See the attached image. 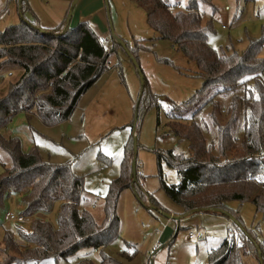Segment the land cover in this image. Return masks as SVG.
<instances>
[{
	"label": "trees",
	"instance_id": "16d2710c",
	"mask_svg": "<svg viewBox=\"0 0 264 264\" xmlns=\"http://www.w3.org/2000/svg\"><path fill=\"white\" fill-rule=\"evenodd\" d=\"M132 1L145 10L147 24L158 40L172 43L196 64L197 77L204 85L187 106L200 105L213 90L236 93L227 111L221 110L215 97L203 105L212 107L205 127L210 139L194 120L170 121L173 133L188 142L189 155L173 150L158 152L160 173L165 163L177 174L174 185L161 179L162 189L184 214L203 210L197 213L227 216L232 221L238 236H228L212 249L207 264H246L248 255L264 264V246L251 231L241 230L239 218L228 207L230 202L251 203L264 219V59L260 58L264 36L250 40L242 53H218L209 44L212 22L204 24L198 11L199 4L210 5L213 0H190L186 11L168 0ZM8 2L17 5L21 22L0 31V69L5 68L8 75L12 68L23 73L8 84L7 94L0 96V129L20 113H36L47 127L61 124L70 119L82 96L111 70L110 58L119 45L115 42L109 51L89 23L67 26L68 15L58 28L44 30L37 22L23 18L30 11L26 0ZM4 79L1 76L0 82ZM239 116L245 124L241 139L234 136ZM0 150L11 160L9 167L3 165L0 175V211L15 195L17 214L30 220L13 223L10 228L0 224V264H41L50 258L57 261L85 248L102 250V264H121L103 251L121 237L120 197L133 188L141 201L147 199L137 183V171L136 176L133 173V142L125 146L121 175L112 181L103 198L100 219L89 208L94 195L86 192L84 178L75 174L71 165L46 161L37 148L25 153L18 138L2 134ZM148 198L154 208L162 210ZM57 202L61 205L53 225L39 213ZM78 264L93 263L84 260Z\"/></svg>",
	"mask_w": 264,
	"mask_h": 264
},
{
	"label": "rangeland",
	"instance_id": "374dc122",
	"mask_svg": "<svg viewBox=\"0 0 264 264\" xmlns=\"http://www.w3.org/2000/svg\"><path fill=\"white\" fill-rule=\"evenodd\" d=\"M74 1L26 0L30 11L23 18L37 22L44 30H54L65 22L56 20L57 10L66 3L73 5ZM189 1L168 0L182 11L187 10ZM17 8L15 3L0 0V13L5 11L0 16L1 32L21 22ZM198 11L204 24L212 22L209 44L218 53H242L250 40L264 36V0H213L210 5L199 4ZM67 22L71 27L89 23L109 51L118 43L116 53L110 58L111 70L82 96L69 120L47 127L36 113H20L0 129V134L18 138L25 153L37 148L46 161L71 165L74 173L84 178L86 192L95 197L89 208L97 219L103 215V198L110 184L121 175L125 146L137 140L134 150L137 183L147 199L141 201L133 188L122 193L118 205L121 237L103 251L121 264L148 263L150 257L156 253L158 256L163 250L164 244L158 246L159 233L167 225L173 235L164 249L168 252L166 264H207L209 252L235 231L232 221L227 216L210 213L184 214L161 186V179L168 185L176 184L177 174L165 163L160 173L157 154L173 150L187 157L189 144L173 133L170 121L190 123L194 120L206 134L212 107L208 104L202 108L203 105L215 97L221 110L227 111L236 93L222 94L213 90L200 105L187 106L204 85L197 77L196 64L172 43L158 40L147 24L145 10L132 0H78ZM260 58L264 59V48ZM6 72L5 68L0 69V77L5 76L0 82V96H5L8 84L17 81L23 73L20 68H12L11 75ZM223 117L225 121L228 119L226 113ZM244 130L243 116H239L234 136L243 138ZM3 165L9 167L11 160L0 150V175ZM148 196L162 210L154 208ZM60 205L55 203L39 216L56 225ZM228 207L239 218L241 230L251 231L264 246V219L254 206L230 202ZM8 210L19 213L17 196H11L0 211L3 228L14 225L4 221ZM171 213H175L179 221L165 216ZM3 228H0V237ZM190 232H198L203 238L191 240ZM126 242L132 246H127ZM101 253L102 250L85 248L68 258L57 261L50 258L41 264H78L84 260L102 264ZM245 263L259 264L252 255L245 258Z\"/></svg>",
	"mask_w": 264,
	"mask_h": 264
},
{
	"label": "crops",
	"instance_id": "0c3cea01",
	"mask_svg": "<svg viewBox=\"0 0 264 264\" xmlns=\"http://www.w3.org/2000/svg\"><path fill=\"white\" fill-rule=\"evenodd\" d=\"M70 5H71L70 3L69 4L66 3L62 8H59L57 10L56 20L64 21L66 19L67 15H68L69 8H70ZM60 24H61V22H60ZM171 214L175 215V213H171ZM159 234L161 235V237L158 240L159 241L158 242V246L159 245H163V244H164V246L161 247V249H163V250L161 252H158V256H156L157 253L154 254V262H153V264H166L167 259H168V252L165 251L164 249L166 248V245L171 243L168 240L173 235V232H172V229L169 226L165 225L164 229H162V232L159 233ZM175 237H176V234H175ZM168 247H170V245ZM161 254H162V257H161Z\"/></svg>",
	"mask_w": 264,
	"mask_h": 264
},
{
	"label": "built area",
	"instance_id": "2783aa9c",
	"mask_svg": "<svg viewBox=\"0 0 264 264\" xmlns=\"http://www.w3.org/2000/svg\"><path fill=\"white\" fill-rule=\"evenodd\" d=\"M178 8L180 9L181 7L178 6ZM100 42L105 43V41L103 39H100ZM5 221L7 223H22V222H27L28 220L25 217L20 216L13 211H7L5 214ZM237 236H238V232L236 230L231 231L229 233V237H237ZM202 238L203 237L198 232L197 233H194V232L189 233V239H191V240H201ZM240 245H243V243L240 242ZM153 262H154V257H150L149 262L145 263V264H150V263L153 264Z\"/></svg>",
	"mask_w": 264,
	"mask_h": 264
},
{
	"label": "water",
	"instance_id": "95a60500",
	"mask_svg": "<svg viewBox=\"0 0 264 264\" xmlns=\"http://www.w3.org/2000/svg\"><path fill=\"white\" fill-rule=\"evenodd\" d=\"M77 1H78V0H75L74 3H73V5H71V8H70V10H69V14H68V19H67L68 22H67V23H69V21H70L72 11H73L74 7L76 6ZM106 1H107V0H106ZM141 79H142V81L144 80L143 77H141ZM136 148H137V140L134 141V150H135V151H136ZM136 165H137V163H136V159L134 158V162H133V173H134V174H136ZM197 212H203V210H196V211H193L192 213H197ZM186 215H188V214H186ZM165 216H166L168 219H172V220H177V221H179V217L174 216V215H172V214H165Z\"/></svg>",
	"mask_w": 264,
	"mask_h": 264
}]
</instances>
